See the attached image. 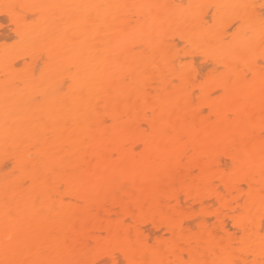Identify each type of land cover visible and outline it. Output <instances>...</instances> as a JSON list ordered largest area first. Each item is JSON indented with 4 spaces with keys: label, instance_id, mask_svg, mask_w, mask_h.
Masks as SVG:
<instances>
[{
    "label": "bare ground",
    "instance_id": "6f19581e",
    "mask_svg": "<svg viewBox=\"0 0 264 264\" xmlns=\"http://www.w3.org/2000/svg\"><path fill=\"white\" fill-rule=\"evenodd\" d=\"M5 4L41 7L25 9L35 18L14 24L22 54L0 48L6 70L23 55L30 60V117L0 115V155L6 141L14 154L26 143L36 145L17 178L0 163V260L16 258L25 247L47 249L50 258L86 259V245L97 238L88 233L125 219L133 237L148 242L147 252H129L137 264L169 258L154 256L151 246L196 242L201 232L225 245L228 237L238 242L237 233L250 236L232 249L233 258L260 260L264 62L257 58L264 51V0H0V13ZM74 5L99 7L89 15L85 7H67ZM237 18L242 28L234 36L224 22ZM64 77L70 84L61 93ZM216 91L220 95H212ZM13 96L0 90V102L13 104ZM142 124L152 127L146 131ZM112 151L118 160L108 158ZM25 176L37 179L17 188ZM60 196L67 198L63 205ZM129 201L148 206L130 218ZM237 207L247 212L246 232L232 215ZM66 237L71 256L61 247ZM205 243V258L219 259Z\"/></svg>",
    "mask_w": 264,
    "mask_h": 264
},
{
    "label": "snow or ice",
    "instance_id": "6c2138e0",
    "mask_svg": "<svg viewBox=\"0 0 264 264\" xmlns=\"http://www.w3.org/2000/svg\"><path fill=\"white\" fill-rule=\"evenodd\" d=\"M7 11L4 12V15L8 17L10 21H12L13 24L18 25L20 22V17H23L25 22H27L29 19H34L35 16L29 17L27 16L25 9H33L41 7L39 5L34 4H5L3 5ZM67 7H85L89 9V15L92 14V10L95 9L96 5H74V6H67ZM214 6H209V8H212ZM247 7V6H245ZM214 15V14H213ZM215 18V17H214ZM226 24V27L224 28L225 31L233 32L234 36H237L240 34L241 28H242V21L237 18L233 20L231 23L224 22ZM249 23H251V18H249ZM260 28L262 34H264V5H261V14H260ZM16 37L20 38L21 33L19 31V28H17ZM261 48L264 49V38L261 39ZM44 57L41 56V59ZM258 61L264 62V51L261 52L260 56L257 58ZM39 68V66H37ZM73 70L72 66H70L66 71L71 72ZM35 76V73H33ZM190 78V73L186 74ZM247 78V77H245ZM195 82V81H193ZM170 83L174 84L175 81H171ZM70 84V78L64 77L60 82V87L58 88V92H63L64 88L63 85ZM79 96L83 97V90L81 89L78 93ZM212 95H220V91H216L212 93ZM37 101H39L40 97H35ZM139 97H137V100L134 102H138ZM119 102H117L118 104ZM92 111L98 110V106H93ZM103 124H108L109 121L107 119L101 121ZM141 127H144L147 130H150L152 125L150 124H142ZM64 127H67V121L65 122ZM262 128H264V120H262ZM264 134V132H262ZM21 147L20 144L16 145V149L19 150ZM36 147L35 144H29L27 147L28 151V159L30 160L32 157L33 149ZM12 149L7 146L6 141V147H5V158L3 161V166L5 168L11 167V174L16 175L17 171L20 168H24L27 170L28 163L27 161H24L23 163L18 162L15 158L9 157L8 152ZM109 159H112L114 161L119 159V153L116 151H112L111 154L108 157ZM55 168L50 169V172H54ZM37 177L35 176H25L23 179H21L18 184L17 188L19 189H27L29 187V181L35 180ZM203 183V181H201ZM174 186V185H173ZM64 185L59 184L55 186V189L57 193L63 189ZM235 193H233L234 195ZM36 197H33V205L35 206L36 203ZM65 196H60V203L63 205L66 201ZM243 199V197L238 198ZM67 203L69 205H75L77 207L81 206L80 200H67ZM148 206V202L144 201L143 203H138L136 207L133 206L132 202L129 201L125 205V211L129 214L130 218L137 217L138 213L143 214L146 210V207ZM247 206H245L246 208ZM149 211H151V208H148ZM51 212L57 211L56 209H50ZM7 216L12 215V210L8 209L6 211ZM232 215L237 218L239 224L242 228H244L245 232L247 231L246 226L244 225V217L247 215L246 211H242L239 207L234 208ZM174 215H169V220H175ZM115 219V218H112ZM250 222V221H249ZM127 224L128 227L126 229L122 228L121 225ZM75 227V225H74ZM206 231V230H205ZM264 231V230H262ZM133 225L131 222V219H125L124 221H121L120 225H117L115 228L109 227L107 229L101 228L99 233L95 232H89V237H97L95 241L93 242L91 239L89 240L87 246L88 253L86 259H78V258H50L51 253L47 249H36L33 251L30 247H25L23 249H19L15 256L16 258L12 259H5L0 260V264H137V262L129 257V252L133 250H139L143 249L145 252L148 251V248L145 247L148 245L147 241H144L141 239L139 235L133 237ZM237 236L240 237L238 242L232 243V237H228L230 243L225 245L223 243V239L216 240L215 235L208 233L207 236L205 235V232H201L199 236L197 237L196 242L189 241L187 244L182 243L180 241H177L173 239L170 241L168 248H165L163 246H151V250L154 254V256L162 257L165 254L169 256L168 259L163 258H154L152 260H146L141 261L140 264H240V261L238 259H234L235 253L232 251L233 248H240L242 247L249 239H251L250 236H244L240 233H237ZM12 240L11 236L6 237L5 244L7 248V244ZM204 247L205 250H210L217 254L220 258L217 260L209 261L205 258V252L201 251V243L205 242ZM260 244L262 252H264V235H261L260 237ZM61 247L65 250V253L69 256L72 255L73 246L69 243L67 237L62 241ZM171 249V251H169ZM177 249L179 251L177 252ZM175 255L176 258L172 259L171 256ZM121 257H124L121 259ZM244 264H264V255L261 256L260 260L251 259V255L249 254L248 257L245 258Z\"/></svg>",
    "mask_w": 264,
    "mask_h": 264
},
{
    "label": "rangeland",
    "instance_id": "374dc122",
    "mask_svg": "<svg viewBox=\"0 0 264 264\" xmlns=\"http://www.w3.org/2000/svg\"><path fill=\"white\" fill-rule=\"evenodd\" d=\"M1 9V8H0ZM2 10V9H1ZM20 45V38L16 37V27L8 19L4 13H0V48L1 47H9L13 48L15 53L22 54V51H17ZM21 46V45H20ZM22 46L20 47V49ZM19 49V50H20ZM13 51H10V55H14ZM16 55V54H15ZM26 58L24 60L18 59V61L14 62V65L9 68L6 63L0 62V90H8L14 94L13 96V104L11 102H0V115L2 116H22V119L26 120L30 117V70L26 66V62H29V58L26 55H23ZM37 68V71H39ZM17 108L20 110V113L17 112ZM28 144L26 143L19 154L8 153L9 157H13L16 160L23 159L24 161L28 160ZM5 153L0 155V163L4 161ZM7 170H11V167L6 168ZM19 175V170L15 175L17 178Z\"/></svg>",
    "mask_w": 264,
    "mask_h": 264
}]
</instances>
